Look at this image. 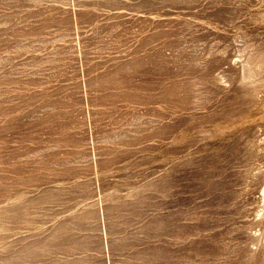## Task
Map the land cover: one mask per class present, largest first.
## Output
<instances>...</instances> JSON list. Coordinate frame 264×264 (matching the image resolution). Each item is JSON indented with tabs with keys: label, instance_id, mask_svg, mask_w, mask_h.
<instances>
[{
	"label": "rangeland",
	"instance_id": "rangeland-1",
	"mask_svg": "<svg viewBox=\"0 0 264 264\" xmlns=\"http://www.w3.org/2000/svg\"><path fill=\"white\" fill-rule=\"evenodd\" d=\"M0 264H264V0H0Z\"/></svg>",
	"mask_w": 264,
	"mask_h": 264
}]
</instances>
